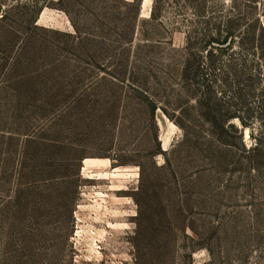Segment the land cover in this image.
Returning a JSON list of instances; mask_svg holds the SVG:
<instances>
[{"label":"rangeland","instance_id":"1","mask_svg":"<svg viewBox=\"0 0 264 264\" xmlns=\"http://www.w3.org/2000/svg\"><path fill=\"white\" fill-rule=\"evenodd\" d=\"M131 1L0 0V264H264V167L189 141L203 18ZM212 1L264 28V0Z\"/></svg>","mask_w":264,"mask_h":264},{"label":"trees","instance_id":"2","mask_svg":"<svg viewBox=\"0 0 264 264\" xmlns=\"http://www.w3.org/2000/svg\"><path fill=\"white\" fill-rule=\"evenodd\" d=\"M159 1L153 0L149 19H156ZM189 1L193 3V17L203 18L204 23L200 32L189 29V96L194 99V104L189 106V122L191 117L202 122L209 136L206 139L195 124L189 127V141L191 135L195 149L203 152L213 164L221 162L220 145L235 147L246 156L235 157L234 163L240 166L246 163L248 172L257 171L264 167V137H256L254 143L246 147L242 133L248 128L251 137L255 131L264 134V28L257 17L245 18L236 6L216 5L212 0ZM50 2L52 0H32L34 25ZM140 2L132 0L128 4L139 6ZM1 14L3 17L4 11ZM155 108L153 103V112ZM233 119H237L241 127L231 122ZM228 129L240 139L239 147L223 137Z\"/></svg>","mask_w":264,"mask_h":264},{"label":"bare ground","instance_id":"3","mask_svg":"<svg viewBox=\"0 0 264 264\" xmlns=\"http://www.w3.org/2000/svg\"><path fill=\"white\" fill-rule=\"evenodd\" d=\"M245 134L247 135L248 134V130L246 129V131H245Z\"/></svg>","mask_w":264,"mask_h":264}]
</instances>
